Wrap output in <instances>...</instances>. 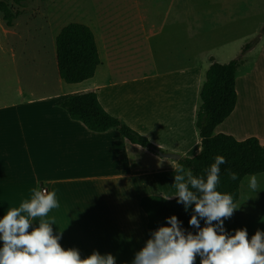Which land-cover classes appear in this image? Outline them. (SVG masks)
Returning <instances> with one entry per match:
<instances>
[{"label": "crops", "instance_id": "0c3cea01", "mask_svg": "<svg viewBox=\"0 0 264 264\" xmlns=\"http://www.w3.org/2000/svg\"><path fill=\"white\" fill-rule=\"evenodd\" d=\"M119 8L115 3L114 12ZM125 8L129 18L107 13L97 18L100 63L93 78L63 82L55 50L50 71L26 62L9 90L17 98L0 102V219L29 200L33 188L55 190L59 207L30 222L54 220L51 227L54 235L62 232V248L79 249L82 259L93 250L111 253L117 264H131L150 238L141 198L174 199V177L184 171L178 160L200 152L195 127L200 90L212 61L223 64L205 38L211 14L202 16L186 0L134 1ZM258 44L237 70L235 108L215 134L237 141L254 137L264 146V50L253 56ZM231 60L228 56L225 64ZM242 81H248V89ZM90 92L109 115L179 159L131 144L115 129L92 132L59 107ZM257 224L246 213H233L224 226L230 234L241 228L254 234L260 226L264 231Z\"/></svg>", "mask_w": 264, "mask_h": 264}, {"label": "clouds", "instance_id": "9594fccd", "mask_svg": "<svg viewBox=\"0 0 264 264\" xmlns=\"http://www.w3.org/2000/svg\"><path fill=\"white\" fill-rule=\"evenodd\" d=\"M214 163L205 169L206 176L193 175L191 169L174 177L177 203L185 211L192 208L188 221L194 233L183 227L175 215L166 218V224L149 233L144 246L134 254L131 264H264V231L257 229L249 240L247 228L235 229L230 234L224 224L238 210L232 193L217 190L221 166L227 163L224 156L214 157ZM232 181L239 179L236 172L227 169ZM248 186L256 191L257 174H250ZM31 198L18 208H10L0 219V264H117L111 253L93 250L81 258L77 248H62V232L53 234L52 224L40 220L38 226L29 218L46 217L57 207V193L44 187L31 190ZM194 206V207H193ZM27 213L28 215H22ZM201 221L204 226L201 227ZM215 222V223H214ZM32 229L29 232V229Z\"/></svg>", "mask_w": 264, "mask_h": 264}, {"label": "trees", "instance_id": "16d2710c", "mask_svg": "<svg viewBox=\"0 0 264 264\" xmlns=\"http://www.w3.org/2000/svg\"><path fill=\"white\" fill-rule=\"evenodd\" d=\"M14 1L19 4L22 0ZM0 13L6 26L11 27L16 13L2 1ZM255 45L254 42L243 46L239 57L226 64L212 61L200 90L201 104L195 121L200 138V152L192 158H180L177 162L184 170L191 169L193 175L206 176L205 169L215 162L214 157L224 156L227 163L221 166L217 190L221 193H232L234 204L239 199L242 180L250 174H264V146L254 137L237 141L229 135L215 134V129L235 108L237 70L245 53ZM55 50L57 71L63 82L79 84L93 78L100 60L93 32L87 25L69 23L61 28L55 38ZM59 107L66 111L71 120L82 123L92 132L103 133L115 129L131 144L153 153L160 151L145 136L131 129L122 120L109 115L101 107L93 92L71 96L59 103ZM227 169L236 172L239 179L230 180ZM140 207L146 215L148 230L154 231L161 226H170L166 224V218L175 215L183 222V227L187 231L194 234L197 231L188 224L194 214L192 208L185 211L184 206L178 204L176 198L168 200L160 196H146L141 198ZM203 226L201 221V227Z\"/></svg>", "mask_w": 264, "mask_h": 264}, {"label": "rangeland", "instance_id": "374dc122", "mask_svg": "<svg viewBox=\"0 0 264 264\" xmlns=\"http://www.w3.org/2000/svg\"><path fill=\"white\" fill-rule=\"evenodd\" d=\"M0 1L6 3L16 13L11 27L6 26L0 13V102H2L11 97L17 98L16 94L10 93L9 90L16 87L18 74L26 62L35 63V67L40 64L43 69L50 71L55 53L53 39L67 24L80 23L89 26L96 41L98 16L100 18L107 13L112 15L110 17L104 15L108 18H112L114 14H117L118 18L120 16L129 18L130 10L126 9L125 5L134 1L144 5L152 4L159 0H22L19 4L14 0ZM117 2L120 8L115 13L114 4ZM186 2L193 4L202 16L211 14V25L207 26L205 38L211 46H215L213 54L223 64L228 56H232V59L239 57L243 46L254 42L257 45L264 40V0H186ZM187 12L191 13V10L187 9ZM202 50H207V47L204 45ZM262 50L264 45L257 46L253 56ZM255 60L256 58H252L251 61ZM32 65L34 64L28 67L34 69ZM242 76L244 75L239 77ZM242 86L248 89V81L246 85L245 81L244 83L242 81ZM247 177L240 184L239 199L235 204L238 210L234 213H246L250 222L256 221L259 223L257 225H264V174L257 175L259 186L256 191L249 188ZM248 231L250 240L255 233L252 234L251 228H248ZM196 264H200L199 257Z\"/></svg>", "mask_w": 264, "mask_h": 264}, {"label": "water", "instance_id": "95a60500", "mask_svg": "<svg viewBox=\"0 0 264 264\" xmlns=\"http://www.w3.org/2000/svg\"><path fill=\"white\" fill-rule=\"evenodd\" d=\"M156 154H158L160 157L163 158H168V159H173V160H178L179 156L175 154H170V153H161L160 151H156Z\"/></svg>", "mask_w": 264, "mask_h": 264}]
</instances>
